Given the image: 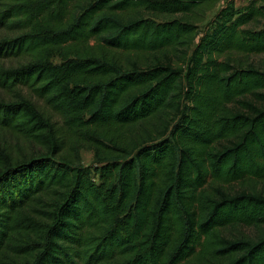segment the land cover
<instances>
[{"label":"trees","instance_id":"16d2710c","mask_svg":"<svg viewBox=\"0 0 264 264\" xmlns=\"http://www.w3.org/2000/svg\"><path fill=\"white\" fill-rule=\"evenodd\" d=\"M220 1L0 0V264H264V0Z\"/></svg>","mask_w":264,"mask_h":264},{"label":"rangeland","instance_id":"374dc122","mask_svg":"<svg viewBox=\"0 0 264 264\" xmlns=\"http://www.w3.org/2000/svg\"><path fill=\"white\" fill-rule=\"evenodd\" d=\"M245 1L246 0H237V3H238V5H241V4H244ZM224 2H225V0H221L219 3L216 4V6L211 11L208 12L207 20L202 22V23H200V28H199V32H198V36L197 37H200L203 34L202 27L208 21V19H210L214 15V13L222 6V4ZM250 58L253 59L256 63H261L264 60V53L252 55ZM14 62H16V61H14ZM6 63L10 64L11 63L10 59L6 60ZM22 88H24L25 92L30 94L29 90L26 87L22 86ZM0 96L10 97V96H12V93L6 91L5 89L0 88ZM55 116H56V118H58L57 115H55ZM11 141H13L11 136H8V137H4L3 136L2 138H0L1 146L5 145L6 143H9ZM23 147L26 150H30L31 151V148L29 147V145H26V146L24 145ZM95 161H96L95 160V150L90 149V148H82L80 150V162H81L82 165H84V166H88V165L93 166V165L96 164ZM243 186H245L244 182H237V183L229 184L228 188L229 189H233V190H238V189H241ZM228 231L232 232L234 234H238V233H241V232L252 233V229L245 228V227H242L241 229H239V228H229Z\"/></svg>","mask_w":264,"mask_h":264},{"label":"built area","instance_id":"2783aa9c","mask_svg":"<svg viewBox=\"0 0 264 264\" xmlns=\"http://www.w3.org/2000/svg\"><path fill=\"white\" fill-rule=\"evenodd\" d=\"M237 1V0H236ZM248 0L245 1V3L247 2ZM238 4V3H237Z\"/></svg>","mask_w":264,"mask_h":264}]
</instances>
